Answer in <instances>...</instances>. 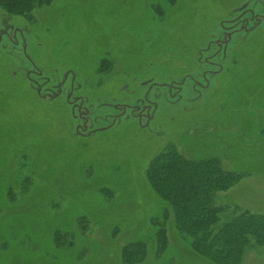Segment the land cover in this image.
Instances as JSON below:
<instances>
[{
	"label": "rangeland",
	"instance_id": "rangeland-1",
	"mask_svg": "<svg viewBox=\"0 0 264 264\" xmlns=\"http://www.w3.org/2000/svg\"><path fill=\"white\" fill-rule=\"evenodd\" d=\"M168 1L175 9L170 14ZM242 1L49 0L33 5L28 15L0 11L36 32L41 45L31 53L48 69L73 70L87 51L110 38L124 40L123 81L108 57L94 63L102 69L113 65L109 84L131 88L151 75L168 84L173 74H184L204 37H219V20ZM258 42L224 54L219 86L184 106L189 120L183 131L167 124L163 140L151 148L132 119L85 137L73 132L72 122L60 130L63 119L70 121L68 105L35 103L1 77L6 97L0 103V264H125L120 248L141 238L149 241L146 254L132 264H211L175 227L171 209L146 180V166L165 146L192 159L216 158L239 178L214 191L220 212L213 227L243 210L264 215V45ZM134 69L145 73L133 80ZM10 70L0 66L2 73ZM129 97L124 91L116 96ZM177 110H171L176 118ZM243 264H264V246L251 241Z\"/></svg>",
	"mask_w": 264,
	"mask_h": 264
},
{
	"label": "flooded vegetation",
	"instance_id": "flooded-vegetation-1",
	"mask_svg": "<svg viewBox=\"0 0 264 264\" xmlns=\"http://www.w3.org/2000/svg\"><path fill=\"white\" fill-rule=\"evenodd\" d=\"M167 6L169 14L175 11L174 5L169 4V1ZM226 15L225 19L222 18L218 22L221 31L219 37L210 40L204 37L200 50L196 53V59L184 74H173L168 84H160L151 75L141 79L138 86L129 88L127 84H115L118 81L109 84L112 80L109 75L113 65L105 69L97 68L98 62L108 57L116 63L115 67L121 69L115 72L123 81L125 75L123 49L126 50L124 40L110 38L102 43L97 51H87L83 54L84 61L78 65L73 64L76 67L73 70L66 68L60 71L57 66L48 69L42 57L34 55V58L31 53L41 45L35 41L38 38L36 32H31L29 25L21 19L0 11V56L2 57L0 66L8 65L11 69L9 73L0 72V82H2L1 77H8L14 88L20 90L21 95L29 96L35 103L57 100V104L61 107L63 103L68 105L71 110V117L68 118L70 121L63 119L58 124L60 130H63L65 122H72L73 132L85 137L107 130L116 124L119 125L123 119H132L136 124L137 133L141 134L140 139L146 142L148 145L146 147L151 148L163 140L161 135L167 124H173L178 131H183L189 120L183 114L184 106L198 98L205 89L219 86L218 80L221 78L218 71L222 67L224 54L239 51L246 42H249L250 46V42L257 41V38L258 44L264 45V0H243L232 7ZM171 24L173 27L177 26L176 21L172 20ZM116 30V33L121 31L120 28ZM153 56L154 54L151 55L150 60ZM95 59L98 61L97 64L94 63ZM130 72H134L131 75L133 80L137 75L145 73H136L142 72V69H134ZM17 80L24 84L16 85ZM98 80L102 82L97 84ZM94 83L97 86H92ZM162 88L167 91L164 92ZM123 91L130 94V97L118 101L116 96ZM5 97L3 85L0 83V103ZM161 99L164 101L161 102ZM27 102L29 103V100ZM160 104L163 107L158 110ZM175 107H178L177 118L171 114V110ZM164 143L162 146L165 145ZM150 144L153 145L149 146Z\"/></svg>",
	"mask_w": 264,
	"mask_h": 264
},
{
	"label": "trees",
	"instance_id": "trees-1",
	"mask_svg": "<svg viewBox=\"0 0 264 264\" xmlns=\"http://www.w3.org/2000/svg\"><path fill=\"white\" fill-rule=\"evenodd\" d=\"M48 1L0 0V10L28 15L33 5ZM145 177L151 189L171 209L175 227L189 239L191 249L209 263L243 264L245 249L251 241L264 246L262 214L243 210L217 229L213 227L219 221L220 212L213 205L214 191L232 186L239 178L234 172L224 170L218 159H192L173 146H165L149 160ZM145 241L148 240L141 238L123 244L125 249H120L125 264L142 262ZM160 241L162 248L165 244L161 237ZM132 249H137V253Z\"/></svg>",
	"mask_w": 264,
	"mask_h": 264
}]
</instances>
